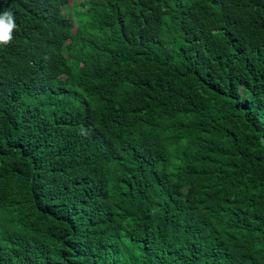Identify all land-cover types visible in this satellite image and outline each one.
Segmentation results:
<instances>
[{"label":"trees","instance_id":"trees-1","mask_svg":"<svg viewBox=\"0 0 264 264\" xmlns=\"http://www.w3.org/2000/svg\"><path fill=\"white\" fill-rule=\"evenodd\" d=\"M69 1L0 0V264H264V0Z\"/></svg>","mask_w":264,"mask_h":264},{"label":"clouds","instance_id":"clouds-1","mask_svg":"<svg viewBox=\"0 0 264 264\" xmlns=\"http://www.w3.org/2000/svg\"><path fill=\"white\" fill-rule=\"evenodd\" d=\"M16 27L15 19L10 11L0 14V45L11 43Z\"/></svg>","mask_w":264,"mask_h":264},{"label":"rangeland","instance_id":"rangeland-1","mask_svg":"<svg viewBox=\"0 0 264 264\" xmlns=\"http://www.w3.org/2000/svg\"><path fill=\"white\" fill-rule=\"evenodd\" d=\"M80 1L81 0H70L68 4L64 5L65 13L70 15L71 19L75 22L74 28H76L81 14V8L75 3L79 4Z\"/></svg>","mask_w":264,"mask_h":264}]
</instances>
